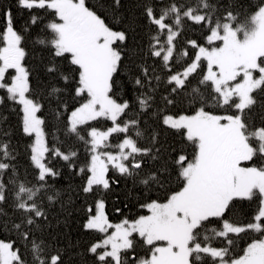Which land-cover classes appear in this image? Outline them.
Returning <instances> with one entry per match:
<instances>
[{"label":"snow or ice","instance_id":"snow-or-ice-1","mask_svg":"<svg viewBox=\"0 0 264 264\" xmlns=\"http://www.w3.org/2000/svg\"><path fill=\"white\" fill-rule=\"evenodd\" d=\"M15 2L29 12L31 25L39 20L34 9L54 15L46 26L50 36L36 42L49 54L44 73L63 81L73 100L70 107L55 85L44 92L33 86L23 36L12 9H4L0 104L6 98L22 114L36 182L19 180L16 149L3 131L0 204L7 202L3 177L10 172L14 207L21 212L11 229L28 242L33 264H64L62 253L49 252L36 235L42 231L38 219L47 220L44 198L54 201L47 190L60 175L57 160L82 177L86 195H102L119 183L110 181V169L163 192L162 199L141 204L148 214L118 223L108 219L104 199L95 200L94 210L87 207L84 230L101 234L87 249L95 264H264V3L240 24L231 10L218 14L211 0H169L162 9L142 0L148 40L130 52L127 32L110 27L86 0ZM112 3L118 8L121 0ZM187 21L206 29L203 44L183 38ZM50 104L56 131L45 115ZM167 132L180 140H161ZM61 136L74 146L62 150ZM76 144L85 152L79 166ZM245 200L257 205L247 223L231 216ZM249 232L259 238L237 254V241ZM0 264H26L15 240L0 239Z\"/></svg>","mask_w":264,"mask_h":264},{"label":"trees","instance_id":"trees-1","mask_svg":"<svg viewBox=\"0 0 264 264\" xmlns=\"http://www.w3.org/2000/svg\"><path fill=\"white\" fill-rule=\"evenodd\" d=\"M179 2H184V0H179ZM187 2L195 4V0H187ZM211 2L218 6V14L223 13L225 9L231 10L237 18L236 22L243 24L250 15L258 10L257 6L264 3V0H211ZM152 3L155 7L162 9L169 3V0H152ZM86 6L101 15L110 27L127 32L128 51L135 52L138 45L147 43V27L142 16V0H121L118 8L113 5L112 0H86ZM6 8L12 9L14 28L23 36L21 46L27 52L25 64L33 70L31 78L33 86L39 85L38 91L40 92H44L50 85L62 88L65 92L64 98L71 107L73 100L68 95V86L64 85L63 81L49 77L44 73L43 65L47 62L49 54L43 46L36 42L38 37L50 36V31L46 26L55 19L54 15L46 10L34 9L33 12L39 16V20L35 25H31L28 23L29 12L18 8L15 0H0V34L6 28V20L3 16V10ZM26 24H28L27 31H25ZM205 35L206 29L203 25H195L191 21L186 22L184 39H195L203 44ZM0 46H2V42H0ZM60 63L62 68L68 67L65 62L61 61ZM121 75H126V70ZM193 82L195 83V81ZM70 85L74 86V81H70ZM161 91H163V87ZM4 95L5 93L0 91V96ZM185 107L187 106L185 105ZM54 110V105H46L45 115L52 131H56L54 125L58 126V122L52 120L50 116ZM20 122L21 114L18 106L5 98V103L0 104V133L7 131L8 138L11 139V143L16 149V160L13 163L18 171L19 180L35 184L36 173L29 160V145L32 143V139L23 135L20 130ZM256 122L259 123V120L257 119ZM107 124L108 122L106 124L100 122L102 127ZM165 139L169 144H175L180 140V137L172 132H167L161 136V140ZM61 141L63 143L62 150L74 146L73 140H66L63 136H61ZM75 147L80 150L77 161L79 166L84 162L85 152L82 146L76 144ZM187 150L191 151L190 146ZM55 164L60 175L49 181L50 188L47 190L48 194L54 196V201L49 203L44 198L42 206L47 212V220L38 219L37 223L42 226V231H38L36 235L42 236L48 245L49 252L54 253L58 250L62 253L64 264H95L94 257L87 249L93 242L101 238V234L95 231H85L83 228L88 215L87 207L91 205L94 208L95 200L104 199L108 219L111 222H117L124 218L131 220L146 214L147 210L141 208V204L157 197L163 198V192L154 189L145 190L132 178L120 176L111 169L108 174L110 181L118 180L119 183L112 184L111 188L102 195H86L80 191L82 177L78 176L75 170H70L63 161L57 160ZM10 175L9 172L3 177L8 187L6 189L7 202L0 204V210H2L0 211V239L15 240L26 264H33L28 242L20 239L18 232L11 229L13 222L20 221L21 212L14 207L13 185L9 182ZM172 187L175 185L173 184ZM57 192H59V196L55 195ZM256 207L254 202L239 201L232 209L231 216L247 223L256 211ZM117 208L120 209L119 213L116 211ZM255 238H259V234L252 232L241 234V238L237 241L236 253L242 254V248Z\"/></svg>","mask_w":264,"mask_h":264},{"label":"rangeland","instance_id":"rangeland-1","mask_svg":"<svg viewBox=\"0 0 264 264\" xmlns=\"http://www.w3.org/2000/svg\"><path fill=\"white\" fill-rule=\"evenodd\" d=\"M2 33H3V32H2ZM2 33H1V34H2ZM21 115H22V114H21ZM3 118H4V117H3ZM102 122H103L104 124H106V122H104V121H102ZM105 126H107V125H105ZM94 208H95V205H94ZM94 208H93V210H94ZM146 214H148V213H146ZM146 214H144V215H146ZM120 221H121V220H120ZM120 221L113 222V223H118V222H120ZM111 231H112V229L109 230V232H111ZM142 251H144L143 248L140 249V253H141V255H142V253H143Z\"/></svg>","mask_w":264,"mask_h":264}]
</instances>
